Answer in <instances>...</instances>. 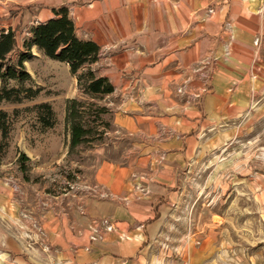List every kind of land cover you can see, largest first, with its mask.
Listing matches in <instances>:
<instances>
[{"label": "crops", "instance_id": "1", "mask_svg": "<svg viewBox=\"0 0 264 264\" xmlns=\"http://www.w3.org/2000/svg\"><path fill=\"white\" fill-rule=\"evenodd\" d=\"M0 5L20 10L18 17L31 25L53 18V8H69L78 36L101 47L91 67L113 83L114 124L129 142L120 161L106 158L102 147L88 166L66 164L43 150L45 164L36 160L34 169L43 168L39 189L0 175V264H206V248L170 242L179 215L175 188L188 162L206 151L207 134L242 132V125L228 132L218 124L260 119L264 0ZM226 20L234 28L229 37ZM200 59L214 60L211 74L195 70ZM181 84L184 96L177 93ZM84 167L85 175L70 179V171ZM37 223L42 234L29 243L24 229L35 235Z\"/></svg>", "mask_w": 264, "mask_h": 264}, {"label": "rangeland", "instance_id": "2", "mask_svg": "<svg viewBox=\"0 0 264 264\" xmlns=\"http://www.w3.org/2000/svg\"><path fill=\"white\" fill-rule=\"evenodd\" d=\"M212 12L213 7L209 6L207 16ZM19 13L20 10L4 9L0 5V29H14L23 49L32 25L27 20L24 23L23 16L18 17ZM233 29L232 22L226 20L223 33L232 36ZM32 53L34 58L25 63L32 79L23 83L7 82L8 88L20 90L21 100L0 105V112L7 114L9 129L8 138L4 139L0 128V175L20 185L28 183L39 189L43 184L40 173L43 168L34 171L39 169L36 160L44 165L48 154L55 159H64L66 164L88 166L94 163L95 150L105 147L106 158L120 161L129 142L117 132L114 124L115 112L111 103L115 96L97 99L85 96L67 64L49 59L36 47ZM214 63L213 59L197 60L195 70L206 69L207 74H211ZM177 93L184 96L185 85L181 84ZM70 99L94 102L93 110L97 106L108 108V113L100 117L102 122H94L95 117L89 115V111L87 124L101 133L92 135L91 142L72 150L70 127L66 121ZM43 103L50 104L55 113L53 127H45L40 121L37 106ZM258 117V122L218 124V130L228 132L242 125V132L207 134L206 151L196 153L176 184L179 215L172 219L175 236L170 242L184 241L196 248H206V264H264V109L259 111ZM45 149L49 150L48 154L44 153ZM66 150L68 154H65ZM21 153L33 157L26 162V172L21 171ZM86 172V167L79 172L73 169L69 177L75 180V173L85 175ZM30 190L35 197L36 192ZM35 229V235L24 229L23 239L29 243L39 239L42 232L38 223Z\"/></svg>", "mask_w": 264, "mask_h": 264}, {"label": "trees", "instance_id": "3", "mask_svg": "<svg viewBox=\"0 0 264 264\" xmlns=\"http://www.w3.org/2000/svg\"><path fill=\"white\" fill-rule=\"evenodd\" d=\"M54 17L45 22L32 25L28 36L23 43V49L17 42L16 31L0 29V105L3 102H18L21 100L20 90L8 88V81L26 82L32 79L25 63L34 58L32 49L36 47L51 60L65 63L69 66L71 74L76 78L81 92L91 98L97 99L111 95L115 87L108 77L100 76L91 65L98 62L101 47L91 39H82L77 34V28L70 16L67 6L53 8ZM95 103L70 99L67 102L66 121L70 127V148L91 142L92 135L100 134L87 124L86 117L94 116V122L101 120V115L108 113L106 106H97ZM40 112V121L45 127L55 125V113L52 106L43 103L37 106ZM7 114L0 112V128L3 138H8ZM102 122V120H101ZM30 159L25 153L20 154L21 171L26 172V162Z\"/></svg>", "mask_w": 264, "mask_h": 264}, {"label": "built area", "instance_id": "4", "mask_svg": "<svg viewBox=\"0 0 264 264\" xmlns=\"http://www.w3.org/2000/svg\"><path fill=\"white\" fill-rule=\"evenodd\" d=\"M110 229V228H109Z\"/></svg>", "mask_w": 264, "mask_h": 264}]
</instances>
